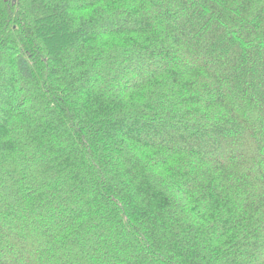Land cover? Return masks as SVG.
<instances>
[{
  "label": "trees",
  "instance_id": "obj_1",
  "mask_svg": "<svg viewBox=\"0 0 264 264\" xmlns=\"http://www.w3.org/2000/svg\"><path fill=\"white\" fill-rule=\"evenodd\" d=\"M0 264H264V0H0Z\"/></svg>",
  "mask_w": 264,
  "mask_h": 264
},
{
  "label": "rangeland",
  "instance_id": "obj_2",
  "mask_svg": "<svg viewBox=\"0 0 264 264\" xmlns=\"http://www.w3.org/2000/svg\"><path fill=\"white\" fill-rule=\"evenodd\" d=\"M15 1V0H14ZM37 27V30H36V33L38 34V37H39V39H42L41 37H40V33L42 32V29H40L38 26H36ZM65 38H67L65 41L68 43V44H70V43H74V39H72V38H70V37H65ZM61 40H60V38H58L57 40H56V44L57 45H59V46H61ZM36 100H32V102L29 104V107L30 108H33V107H35V104H36Z\"/></svg>",
  "mask_w": 264,
  "mask_h": 264
}]
</instances>
